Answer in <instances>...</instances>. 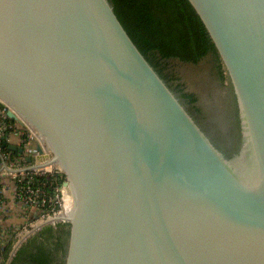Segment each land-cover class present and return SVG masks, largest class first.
Segmentation results:
<instances>
[{
  "label": "water",
  "instance_id": "95a60500",
  "mask_svg": "<svg viewBox=\"0 0 264 264\" xmlns=\"http://www.w3.org/2000/svg\"><path fill=\"white\" fill-rule=\"evenodd\" d=\"M188 1L236 97L230 156L217 137L233 96L208 61L175 70L217 121L160 76L110 0H0V102L49 153L28 171L57 167L74 198L15 249L64 222V264H264V0Z\"/></svg>",
  "mask_w": 264,
  "mask_h": 264
},
{
  "label": "trees",
  "instance_id": "16d2710c",
  "mask_svg": "<svg viewBox=\"0 0 264 264\" xmlns=\"http://www.w3.org/2000/svg\"><path fill=\"white\" fill-rule=\"evenodd\" d=\"M110 1L128 34L143 55L168 85L180 94L187 104L191 105L203 121L217 120L199 105L200 97L198 94L187 91L186 83L182 81V77L176 72L175 66L176 63L200 66L206 61L212 65L214 76L220 81L222 87L232 92L234 103L233 118L229 119L230 115L227 113L228 123L225 126H228L229 130H222L223 132H220L217 140L228 148L226 150L227 155L239 150L240 118L236 97L219 53L202 20L189 1ZM219 110L221 111L222 108ZM220 111L216 112L217 115ZM5 151L8 152L7 146ZM62 183L60 181L59 185H62ZM48 195H54L52 187L47 188ZM0 199L9 201L3 195H0ZM17 206L16 210L20 209L25 212L23 206L20 204ZM25 215L29 220L34 218L31 212H26ZM9 218L10 216L0 213V233H3V236H5V232L9 234L4 242L0 237V259L2 260L0 264H58L59 256L67 248L68 223H60L58 226L46 225L22 243L19 248L15 249L18 239L16 235L18 232L17 227L13 224L7 226L6 230L4 229V223L7 225L6 220H9Z\"/></svg>",
  "mask_w": 264,
  "mask_h": 264
},
{
  "label": "built area",
  "instance_id": "2783aa9c",
  "mask_svg": "<svg viewBox=\"0 0 264 264\" xmlns=\"http://www.w3.org/2000/svg\"><path fill=\"white\" fill-rule=\"evenodd\" d=\"M9 110L0 102V168L5 163L14 171L12 173L4 170L0 173V195L10 196L8 202L0 199V208L7 207L9 202L20 204L25 212H31L34 217L32 220L24 218L26 223L17 228V235L27 233L60 214L62 206L64 205L65 209L67 207V197H71L65 194L66 180L57 167L48 166L28 171V168L41 164L37 160L49 156V153L45 149L44 155L38 152V146H42L40 139L20 118L11 120L8 116ZM16 138L20 142L17 147L23 149L24 154L9 149L8 152L5 151V147L13 145L12 141ZM30 157L33 159L32 163L28 162ZM60 181L63 182L62 185H59ZM48 187L53 188L54 195L47 196Z\"/></svg>",
  "mask_w": 264,
  "mask_h": 264
},
{
  "label": "rangeland",
  "instance_id": "374dc122",
  "mask_svg": "<svg viewBox=\"0 0 264 264\" xmlns=\"http://www.w3.org/2000/svg\"><path fill=\"white\" fill-rule=\"evenodd\" d=\"M65 194L66 195H68V196H70V197H72V195H71V192H70V190L69 189H67V191L65 192ZM69 201V203H70V205L72 206L73 205V199L72 200H69V199H67V202ZM68 204V203H67ZM15 204L14 203H11V202H9V204L7 205V207H2V208H0V213H2V212H4V213H6L7 214V216H11L12 215V211H14L15 210ZM70 206V207H71ZM69 207V208H70ZM68 207H66V209H67ZM7 209L9 210V211H7ZM65 209V207H64V205L62 206V209H61V213L63 212V211H65L66 210ZM17 216H15V218H13V217H10L9 218V220L6 222V224L7 225H5V223H4V229L6 230V228H7V226H11V225H13L14 224V226L15 227H17L18 229L19 228H21L22 226H23V224H24V222L26 223V220H24V221H20L19 222V219L18 218H16ZM52 219V218H51ZM19 222V223H18ZM61 223H64V222H61ZM58 224V223H57ZM53 225H56V224H53ZM69 228V227H68ZM67 228V229H68ZM69 230V229H68ZM31 231V230H30ZM28 233V232H27ZM27 233H21V234H17V236H18V239H17V241H16V244H15V247L17 246V244L19 243V241L22 239V237L24 236V235H26ZM0 237L2 238V242H4V240H5V238H8L9 237V234L7 233V232H5V236H3V233H0ZM66 249L67 248H65V251H64V253H62L60 256H59V259H58V264H64V262H65V254H66ZM0 262H2V260L0 259Z\"/></svg>",
  "mask_w": 264,
  "mask_h": 264
},
{
  "label": "crops",
  "instance_id": "0c3cea01",
  "mask_svg": "<svg viewBox=\"0 0 264 264\" xmlns=\"http://www.w3.org/2000/svg\"><path fill=\"white\" fill-rule=\"evenodd\" d=\"M20 142L18 141V139L16 138V139H14L13 141H12V144L14 145V146H18V144H19ZM5 197L7 198V199H9L10 198V196L8 195V194H5ZM17 205L15 206V210L14 211H12V215L10 216V217H13V218H15V216H17L16 218H18L19 219V222L21 221H24V218H27V216H25V214H26V212H24L23 210H20V209H18V210H16L17 209ZM8 210V209H7ZM9 211V210H8ZM8 220H6V222H7ZM18 222V223H19Z\"/></svg>",
  "mask_w": 264,
  "mask_h": 264
},
{
  "label": "bare ground",
  "instance_id": "6f19581e",
  "mask_svg": "<svg viewBox=\"0 0 264 264\" xmlns=\"http://www.w3.org/2000/svg\"><path fill=\"white\" fill-rule=\"evenodd\" d=\"M67 199H69L68 197H67ZM73 199V202H74V198L73 197H71V199H69V200H72ZM68 204H67V207L69 208L71 205H70V203H69V201L67 202ZM67 208V209H68Z\"/></svg>",
  "mask_w": 264,
  "mask_h": 264
},
{
  "label": "flooded vegetation",
  "instance_id": "af4514ba",
  "mask_svg": "<svg viewBox=\"0 0 264 264\" xmlns=\"http://www.w3.org/2000/svg\"><path fill=\"white\" fill-rule=\"evenodd\" d=\"M58 224H60V223H58ZM58 224H56V225L58 226ZM36 232H37V231H36ZM34 233H35V232H33L32 234H30V236H28V237L26 238V240H24V242L27 241V240H28V239H29ZM24 242H23V243H24Z\"/></svg>",
  "mask_w": 264,
  "mask_h": 264
}]
</instances>
